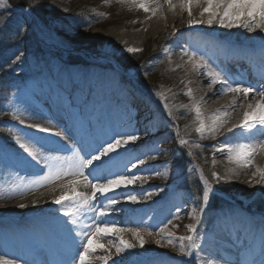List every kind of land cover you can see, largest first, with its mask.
<instances>
[{
  "label": "bare ground",
  "instance_id": "obj_1",
  "mask_svg": "<svg viewBox=\"0 0 264 264\" xmlns=\"http://www.w3.org/2000/svg\"><path fill=\"white\" fill-rule=\"evenodd\" d=\"M159 2L162 5L161 10L151 18L144 20L139 29L132 32L125 31L121 26H111L107 29H92L72 39L70 36L73 31L56 23L54 34L59 44L80 50L87 49L90 53L100 55L114 56L116 50L122 51L127 47H137L151 34L156 36L155 50L164 49L169 45L170 40L171 45L178 47V39L182 31L176 29L171 32L167 40V37L163 38V35L169 31V26H166L162 32L160 27L167 22V18H170L171 22L175 24L176 12L181 8L177 6L171 10L164 0H159ZM173 3L178 4V0H173ZM57 6L51 16L54 14L63 15L59 3ZM154 6V3L150 4V7ZM201 7L202 2L201 6H193L192 12L195 20L205 21L203 24H196L201 29L199 32L204 33L208 17L206 13L203 16L200 15ZM16 11L25 14L29 24L33 23V16L27 10L17 8ZM213 24L219 26L216 21ZM245 30L247 29L243 27L230 28V31L235 32L236 37L244 41L245 48L251 50L254 55L252 65H256V67L252 72H246L252 68L248 66L249 64L246 67L243 66V73L249 77L245 76L237 80L232 78L227 82L242 81L244 87L259 85L258 90H264V80L257 74L259 64L262 62L258 52H264V32L257 29L245 38L243 35ZM202 44V42L197 43V45ZM96 45L99 48L95 47ZM141 53L146 54L145 51H141ZM204 58H209V62L204 61ZM226 58L227 56L218 57L209 52H202L199 59L195 61L200 64V67H194V63L186 67L185 75L189 78V82L185 85L175 86L173 93L169 94L165 100H167L171 112L176 108H182V106L199 107L200 116L196 115L190 124L192 130L186 135L190 136L195 133L200 122H204L206 130L202 136L200 133L198 134L203 144L206 145V150L210 151L211 168L209 169L207 166L206 170H209L207 171L209 173H213L212 170H214L219 175L220 179L214 178V182L222 183L226 196L235 198L257 191L264 194V177L257 172V167L264 169V150L256 152L251 165L245 164L242 160L230 159L233 154L227 149L222 152L217 151L218 148L226 144L235 146L250 142L245 138L247 134L242 129L236 128L231 133L227 132V129L231 128L233 124L240 123L247 104H254L260 99L259 96H254L251 93L247 98L242 93L226 92L221 94L223 83L211 82L212 77L206 75L208 71L219 73L224 79L229 76L225 67ZM230 58L234 59L235 57L230 56ZM248 59L249 55L245 56V60L248 61ZM105 65L104 62L98 63L99 68H104ZM52 79V84L48 87L49 92L43 97V102L47 106L31 110L27 118L30 125L38 124L42 128L50 129L51 132H42L32 127L30 131L33 133L28 134L31 137L39 133L48 135V139L44 140L46 145L57 149L59 156H62L63 152L68 155L65 146L73 143L79 142L81 146L91 151L93 147L108 141L109 137L119 138L118 133L138 135L139 139L134 142L133 147L128 148L127 152L120 151L119 155L113 154L111 160L107 161V165H111L110 170L117 171L129 161L135 162L134 157H139L142 160L154 159L156 164L132 169L134 174L147 179L143 183L140 180L136 181L135 184L139 183L138 186L131 185L116 191L115 196L120 203L114 206L116 210L105 218V222H114L118 227L125 229L119 234L120 236H131L132 229H139L144 239L149 237L150 241H152L153 235L159 236L160 243H155V246L149 248L147 253L136 251L135 256H138L140 261L143 260V264H196L192 257L180 255L179 247H169L166 234L172 232L176 235L175 230L164 229V234H160V228H165V225L167 227L173 225V223H167L169 219L161 226L153 223L159 208L165 209L170 206L168 216L170 213H176V209L180 208L179 218H176L177 221L173 228H181L184 233H187L189 231L186 226L194 224L198 206L196 203L192 204L189 197L182 196L179 190L173 189L164 197L158 193L156 185L161 184L165 189L169 178L165 175H156L154 172H165L164 162L169 159V154L160 151L153 155L147 151V146L154 142L152 136L157 132L151 129L149 124H146L149 108L139 101L140 93L135 92L130 86L117 89L116 86L120 83L119 75L115 78L107 73L102 76L103 80L97 79L90 82L85 80L75 68H70L62 75H54ZM189 89H191V95L187 94ZM179 99H184L185 103L180 104ZM232 101H236V103L232 104ZM99 104H101L100 108H98ZM95 118L101 119L99 121ZM108 120H111L112 123H109ZM214 121H218V123L214 125ZM124 123L125 125L121 126ZM213 127L217 131H211L210 129ZM93 131L95 133L92 135ZM55 132H59L61 135H53L52 133ZM21 143L23 142H19L18 149L11 151L10 155L13 159H18L21 162L22 170L25 171L28 180H31L43 173L41 166L31 161L28 154L20 147ZM144 151L146 153L143 156L140 155ZM43 154L55 155L54 152L47 149H44ZM213 154L215 157H212ZM254 172L257 173L255 176H253ZM67 179H71V177H66L65 180ZM63 182L56 181L54 184L26 191L23 195L19 192L20 197L0 202V256L14 259L18 261V264H72L77 251L82 250L79 246L83 241L77 233L81 230L87 231L86 226L91 225L94 219L99 220L100 218H94L92 212L86 210L85 214L75 218L76 225L68 223L69 218L63 216L61 206L52 202L53 198L61 192V189L56 185ZM101 182L106 181L102 180ZM54 187L55 191L52 190ZM64 190L67 191V189ZM80 190L87 191L89 194L91 192L90 189H85L82 185ZM137 190L139 204L135 208L131 202L125 201L121 193L134 194ZM149 192L153 195L145 199L144 196ZM108 195L111 196L112 193ZM21 203L27 206L18 207ZM194 208L196 209L195 215H189ZM246 211L248 210H238V212H244L243 218L234 213L228 214L227 217L215 218L214 227L213 224L211 225L212 232L208 236L195 238L196 243L203 246L204 251L198 252L197 255L203 258L204 264H209V261L212 264H262L264 262V217ZM134 215L136 220L132 217ZM204 217L205 215H203ZM149 232L152 235H148ZM98 239L111 252L108 264H138L139 260L131 262V258L134 256L131 249H125L122 254L116 252V245L119 244L116 234L101 236ZM130 243L141 248L137 238L131 239ZM104 255H107V252L98 249L92 254L93 264H102L95 257Z\"/></svg>",
  "mask_w": 264,
  "mask_h": 264
},
{
  "label": "rangeland",
  "instance_id": "obj_2",
  "mask_svg": "<svg viewBox=\"0 0 264 264\" xmlns=\"http://www.w3.org/2000/svg\"><path fill=\"white\" fill-rule=\"evenodd\" d=\"M57 3L61 6L63 15L54 14L51 16V13L58 7ZM24 8L33 16L32 25L28 23L25 14L16 10H9L7 5L5 8H0V194L4 196L0 202L11 201L20 197L19 191L13 190L14 186H28L26 184L29 180L25 171L22 170L21 162L18 159H13L10 152L18 149L19 142H28L27 137H31L28 133L32 132L30 131L32 127L27 121L30 111L41 106H47L43 102V97L48 94V87L52 84L54 75L59 76L66 70L75 68L85 80L90 82L102 79L105 73L115 78L119 75L120 83L116 86L117 89L130 86L135 92L138 91L140 95L146 97V102L149 104L146 124H149V127L157 132L152 136L154 142L147 146V151L153 155L157 154L160 151L154 149L158 145L159 149L169 154V159L164 162L165 171H167L165 176L169 178V181L165 189L161 184L156 185L158 193L164 197L173 189L179 190L182 196L189 197V201L198 206L197 217L193 224L197 229L195 233H184L181 228H173L177 220L174 216L175 213H170L168 216L169 207L159 208L153 223L161 226L169 219L173 225L164 229L175 230L177 232L176 237L193 235L198 238L208 236L212 232L211 225L213 224L214 227L215 218L227 217L235 209H246L259 217H264V214L250 202L255 197L264 199V194L261 191L234 198L226 196L222 183L214 181H209L211 185L210 196H218L222 206L219 208L221 210L210 211L207 203L206 206H203L204 211H200L202 205L196 199L197 195L191 187L197 181L202 189L203 182L200 180L199 169H205L207 166L209 169L211 168L210 151L206 150V145L203 144L196 131L190 136L186 135L192 130L190 124L196 118L194 106L176 108L171 112L168 102L165 100L169 94L173 93L174 87L181 85L186 77L185 70L190 62L182 50L189 46L191 49L193 47L194 53L202 50L218 57H224L227 54L228 57H238L234 46L239 47L238 49H244L245 45L244 41L236 37L234 31L216 24H206L204 26L205 32L200 33L201 29L198 26L188 25V12L181 9L176 12L175 24L171 22L170 18H167V22L160 27L162 32L166 26H169V31L163 35V38L167 37V40L171 32L176 29L182 31L178 39V47H174L171 45V40L169 41L167 48L170 55L165 54V48L160 51L154 49L156 42L154 34L149 35L141 45L135 47L142 49L146 54L116 50L114 56L100 55L90 53L87 49L80 50L59 44L54 34L56 23L70 28L73 31L70 38L73 39L92 29H107L111 26H121L125 31L132 32L138 30L142 22L151 18L152 14L131 3H120L118 0H107V2L106 0H46L44 9L43 7L40 9L36 5L40 14L36 11L32 12L27 7ZM101 13L105 15H101ZM41 14H43L42 17ZM191 18L195 19L193 12ZM253 32L245 30L243 35L247 38ZM217 34L225 36L218 39ZM192 42H194L193 46H191ZM200 42L203 44L197 45ZM196 45L200 49L196 48ZM95 47L99 48L98 45ZM134 54L136 61H140H138L139 64L135 69L128 67L131 64L128 59ZM259 55L264 59V52ZM99 62H104L105 67L99 68ZM178 65L179 67H177ZM179 102L180 104L185 103L184 99H179ZM100 106L101 104L98 105V108ZM14 111L19 119L14 118ZM97 119L100 120L101 118ZM21 120L24 121L23 124L20 123ZM124 125L125 123L121 126ZM38 135L35 136L42 139L40 141L44 149L54 152V156H57L59 151L54 147L47 146L44 141L48 139V135L45 133ZM17 136L22 138L21 141H17ZM181 138L185 139L189 145H180L179 140ZM145 153L146 151L140 155L143 156ZM65 155L67 153L63 152L62 156ZM212 157L215 155L213 154ZM144 161L146 164L141 167L156 164L154 159ZM136 185L138 186L139 183L133 186ZM9 193H12L10 197ZM134 195L138 196V190ZM238 198L239 200H237ZM203 215H205L204 218ZM132 217L136 220L135 215ZM122 237L129 243L131 239H136L133 234L131 236L122 235ZM151 239L152 241L149 237L144 239L145 244L144 247H141L142 249L136 245L131 249L134 253L131 262L139 260L138 256H135L137 250L140 253H147L149 248L155 246L159 236L153 235ZM173 244L179 247L180 241L175 239ZM169 247L172 248L173 245ZM138 264H143V260H139Z\"/></svg>",
  "mask_w": 264,
  "mask_h": 264
},
{
  "label": "snow or ice",
  "instance_id": "obj_3",
  "mask_svg": "<svg viewBox=\"0 0 264 264\" xmlns=\"http://www.w3.org/2000/svg\"><path fill=\"white\" fill-rule=\"evenodd\" d=\"M107 2V0H106ZM120 3H131L136 7L143 9L145 12H150L152 15H156L158 11L161 10L162 5L159 0H118ZM200 15L203 16L207 14L208 25H212L214 21L218 22L221 27H243L249 32L256 31L259 29L264 32V0H178L177 3H173V0H164V3L168 4L171 10H174L179 6L182 10H187L189 19L187 21L189 26L196 24L205 23L204 20L192 19V8L193 6H201ZM155 4L154 7H150V4ZM7 5V0H0V8H5ZM101 15H105L101 13ZM128 53L141 52L142 49L135 47H127L125 49ZM165 54H169L167 47L164 49ZM184 55H188L189 59L195 55L194 52H189L187 48L182 50ZM170 55V54H169ZM19 59V57H17ZM179 67V65L177 66ZM194 67H200L198 62H194ZM209 77H212L211 82L217 83L222 82L223 87L221 94L226 92L242 93L245 98L251 93L254 96H259L260 99L254 104H247L240 123L233 124L231 128L227 129V132L231 133L234 129L240 128L247 135L246 139L250 142L240 143L235 146L223 145L217 149V151H224L227 149L233 156L230 159H235L237 161H243L247 165H251L252 158L258 150H264V90H258L259 85H253L249 87H244L242 81H233L228 83L227 80H231L230 76L224 79L219 73H214L208 71L206 73ZM191 95V89L187 92ZM236 101H232L235 104ZM167 107V105H165ZM187 107V106H182ZM196 115L200 116V109L195 106ZM171 114V113H169ZM14 118L19 119L16 112H13ZM20 123H24L23 120ZM218 121H214L215 125ZM30 127L36 128L42 132H51L48 128H42L40 125H30ZM206 130V126L203 121L200 122V126L195 129L197 133L203 135ZM215 132L217 129L215 127L210 129ZM53 135L60 136L61 133L55 132ZM119 138L109 137L108 141H104L101 145L93 147L91 151L87 148L81 146L79 142L73 143L65 146V150L69 153L65 156H52L44 155V147L41 141L35 137H27L28 142H23L20 147L28 154L31 161L35 162L36 165L41 166L42 175H37L34 179L27 182L28 186H14V191H19L21 195L26 191H31L35 188H41L45 185L54 184L56 181H64L59 183L56 187L61 189L59 195L55 196L52 200L54 204L60 205L63 209V216L68 217V223L76 225L77 220L75 219L78 215L85 214V211H91L94 218H100L99 220L94 219L91 225H87V231L81 230L77 233L82 239V244L79 246L80 249L77 251L76 257L73 258L72 264H93V256L98 249H103L107 252V255L95 257L102 262V264H108L111 259V252L106 248V246L100 242L98 237L106 236L109 234H116L119 238V244L116 245V252H124L125 249H132L135 247L134 244L129 243L124 240L119 234L125 231V229L118 227L114 222H105L111 212H114L115 205L119 204L120 201L116 198L115 193L118 189L128 188L134 185L136 181L140 180L142 183L146 180V177H141L132 172V169H138L146 164V161L140 159L139 157H134L135 162L129 161L122 168L117 171H111L107 165V161L111 160L112 155H119L120 151L127 152L128 148L134 146V142L139 139L138 135H122L117 134ZM17 141H21V137H16ZM188 142L181 138L179 140L180 145H186ZM156 151H162L159 146H156ZM95 153V154H93ZM214 162V161H213ZM192 170L190 169V172ZM200 180L203 182V187L201 192L197 195L196 199L201 203L202 207L200 211H204L210 199L211 185L206 177L203 175V170L199 169ZM257 172L262 174L264 177V169L257 167ZM123 173V174H121ZM156 175H167V171L163 173H156ZM257 173H253L255 176ZM212 177L220 179L219 175L215 172L211 173ZM66 177H71V179L65 180ZM106 182H101V181ZM260 183V181H257ZM23 184V181H22ZM85 189H90L91 192L81 191L80 186ZM64 189H67L65 191ZM55 191V187L52 189ZM112 193L111 196L108 194ZM12 193H9V197ZM121 195L124 196L125 201L131 203H137L139 197L134 194H128L122 192ZM153 193H147L144 198L147 199L151 197ZM4 196L0 194V199ZM107 201V203H104ZM67 202V203H65ZM35 203V201H33ZM27 205L21 203L18 205L20 208H24ZM180 208L176 209L174 214L175 218H179ZM196 209L194 208L192 213L189 215H195ZM199 223V220H197ZM168 224L172 221L168 220ZM167 227V225H165ZM186 228L189 232L195 233L197 231L195 225H187ZM133 235L139 240L140 246L144 247L145 240L139 229L131 230ZM160 234H164V228H160ZM148 235H152L151 232ZM168 243L173 244V239L179 240V252L185 257H192L196 264H204L202 257L198 256V252H203L202 244H197L195 237L193 235H184L176 237L174 233L168 232L166 234ZM187 241V243H184ZM157 244L160 243L159 240L156 241ZM0 264H18V261L14 259H8L0 256ZM209 264H212L209 261ZM264 264V262H262Z\"/></svg>",
  "mask_w": 264,
  "mask_h": 264
},
{
  "label": "trees",
  "instance_id": "obj_4",
  "mask_svg": "<svg viewBox=\"0 0 264 264\" xmlns=\"http://www.w3.org/2000/svg\"><path fill=\"white\" fill-rule=\"evenodd\" d=\"M8 1L11 4H21V5L29 8L31 11H33V12L36 11L39 14H40V10H37V9H39V8L41 9L42 7L44 9V7L46 6V0H8ZM36 5L39 8H36ZM42 16H43V14H41V17ZM87 29H89V28H87ZM84 30H86V29H84ZM135 58L136 57H135V54H134L128 59L129 61H131V64L128 67L133 68V67H136L139 64L140 61L139 60H138L139 62L136 61ZM217 200L218 199L216 197H214L213 199L210 200L211 207H218V201ZM255 205L257 206L258 209H264V200L263 199H261L259 201L256 200Z\"/></svg>",
  "mask_w": 264,
  "mask_h": 264
}]
</instances>
